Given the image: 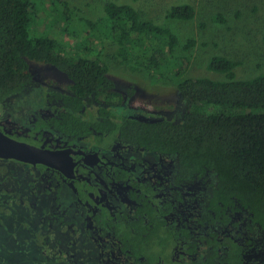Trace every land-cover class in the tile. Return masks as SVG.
Segmentation results:
<instances>
[{
	"label": "flooded vegetation",
	"instance_id": "flooded-vegetation-1",
	"mask_svg": "<svg viewBox=\"0 0 264 264\" xmlns=\"http://www.w3.org/2000/svg\"><path fill=\"white\" fill-rule=\"evenodd\" d=\"M32 72L37 92H29L44 97L43 107L26 123L0 116V131L65 153L66 165L0 158V203L21 206L30 231L14 240L25 246L10 262L0 238V264H264V232L244 211L211 204L210 176L182 181L175 156L94 126L55 130L51 120L62 109L56 96L67 93L69 81L42 65ZM136 92H123L124 105L134 110L127 115L159 116L154 101L153 108L135 106ZM96 114L87 107L83 118Z\"/></svg>",
	"mask_w": 264,
	"mask_h": 264
},
{
	"label": "trees",
	"instance_id": "trees-1",
	"mask_svg": "<svg viewBox=\"0 0 264 264\" xmlns=\"http://www.w3.org/2000/svg\"><path fill=\"white\" fill-rule=\"evenodd\" d=\"M34 1L0 0V102L37 89L34 65L51 68L69 81L67 93L56 96L62 109L51 120L55 130L76 133L94 126L146 151L175 156L182 181L210 176L211 204L244 211L264 232V73L239 80L236 61L214 56L208 69L224 79L185 78L177 55L181 42L173 29L114 1L104 5V17L86 21L101 47L83 40L71 51L55 39L31 35ZM51 4L59 7L55 0ZM195 16L189 4L166 13L173 21L189 22ZM213 21L226 23L221 14ZM195 46L189 38L184 49ZM168 62L169 68L162 70ZM113 63L147 74V91L166 92L169 86L159 87L160 82L173 85L174 109L129 117L132 110L124 105L123 92L128 97L135 92L113 79ZM87 107L98 117L85 120Z\"/></svg>",
	"mask_w": 264,
	"mask_h": 264
},
{
	"label": "rangeland",
	"instance_id": "rangeland-1",
	"mask_svg": "<svg viewBox=\"0 0 264 264\" xmlns=\"http://www.w3.org/2000/svg\"><path fill=\"white\" fill-rule=\"evenodd\" d=\"M110 1L131 5L145 12L149 18L173 29L181 42L177 55L183 59L185 78L224 79V76L208 69V61L214 56H226L236 61L238 65L234 72L239 80L252 79L264 73V0H55L58 8L51 4L53 0H35L31 15V35L55 39L71 51L80 41L94 42L96 33L86 21L95 22L104 17V5ZM182 4L195 8V18L189 22L168 20V10ZM217 14L223 15L226 23L214 22L213 17ZM202 24L205 26L202 27ZM189 38L196 41V46L185 50ZM93 44L101 47L98 42ZM169 66V62L164 63L162 70H167ZM112 68V77L126 86L125 89L132 88L135 94L139 91L135 106L153 108L155 104L151 101L156 103L155 108L160 111H171L176 106L177 97L173 85L160 82L159 87L169 86L166 92L158 93L153 88L147 91V74L116 63L112 64ZM30 92L37 90L32 89ZM30 92L15 96L14 101L11 97L0 103L1 118L4 120L8 115L20 123H26L27 119L35 117L44 105V97ZM21 220H27L21 206L15 203L4 206L0 203V238L5 245V262L12 261V257H19L25 246L23 242L14 240L19 237L20 241H24L30 234L29 230L24 229Z\"/></svg>",
	"mask_w": 264,
	"mask_h": 264
},
{
	"label": "water",
	"instance_id": "water-1",
	"mask_svg": "<svg viewBox=\"0 0 264 264\" xmlns=\"http://www.w3.org/2000/svg\"><path fill=\"white\" fill-rule=\"evenodd\" d=\"M64 155L65 153L42 150L17 142L0 131V158L15 159L32 164L41 163L58 168L66 165Z\"/></svg>",
	"mask_w": 264,
	"mask_h": 264
}]
</instances>
